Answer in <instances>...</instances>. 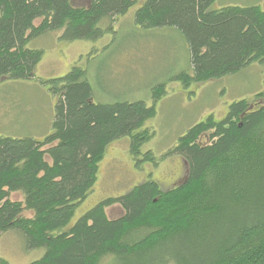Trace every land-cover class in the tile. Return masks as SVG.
<instances>
[{"label":"trees","instance_id":"1","mask_svg":"<svg viewBox=\"0 0 264 264\" xmlns=\"http://www.w3.org/2000/svg\"><path fill=\"white\" fill-rule=\"evenodd\" d=\"M0 0V82L32 80L44 51L30 42L51 33L98 41L109 21L137 8V27L171 29L189 49L186 86L241 74L264 64V10L216 7L218 0ZM41 23L37 26L36 23ZM87 70L75 66L46 82L57 98L52 133L44 140L0 136V240L20 232L28 250L45 251L32 264H264V91L234 102L227 116L192 127L164 158L179 156L186 176L173 188L153 180L109 197L72 226L94 191L110 145L130 138L137 165L159 164L143 146L166 83L145 101L101 103ZM208 135L210 144H200ZM13 194L23 201H13ZM123 213L111 218L108 210ZM32 211L33 217H25ZM0 264H9L0 257Z\"/></svg>","mask_w":264,"mask_h":264},{"label":"rangeland","instance_id":"2","mask_svg":"<svg viewBox=\"0 0 264 264\" xmlns=\"http://www.w3.org/2000/svg\"><path fill=\"white\" fill-rule=\"evenodd\" d=\"M87 6L88 1L78 0ZM260 6L264 0H218L216 7ZM137 8L126 16L109 21L113 32L104 38L72 43L51 33L29 43L28 48L44 51V59L32 80L0 82V136L44 140L52 133L57 98L46 82L64 77L75 66L88 71V78L101 103L115 101H145L153 106L155 88L166 83V94L157 104V115L144 129L153 137L143 146V153L153 152L158 165L140 163L130 152V138L113 143L100 164V174L94 191L77 210L71 226L91 208L109 197L125 195L133 187L152 178L164 188H173L184 180L187 165L175 155L164 158L188 131L214 115L223 120L230 106L243 98L253 99L264 91V64H254L239 75L202 85L186 86L175 78L183 72L192 74L189 49L183 39L171 29H145L134 22ZM41 22L38 21V26ZM110 24V25H111ZM208 135L200 144H210ZM13 201H23V195L13 194ZM123 213L115 206L108 210L111 218ZM26 211L25 217H33ZM45 254L43 249L28 250L20 232L10 231L0 240V257L9 264H32ZM102 264H119L105 259Z\"/></svg>","mask_w":264,"mask_h":264}]
</instances>
